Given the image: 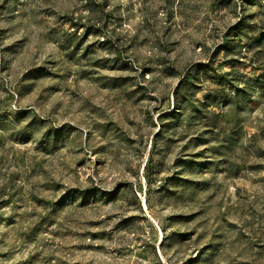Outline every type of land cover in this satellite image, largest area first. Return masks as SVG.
I'll return each mask as SVG.
<instances>
[{
    "label": "rangeland",
    "instance_id": "obj_1",
    "mask_svg": "<svg viewBox=\"0 0 264 264\" xmlns=\"http://www.w3.org/2000/svg\"><path fill=\"white\" fill-rule=\"evenodd\" d=\"M0 264H264V0H0Z\"/></svg>",
    "mask_w": 264,
    "mask_h": 264
}]
</instances>
